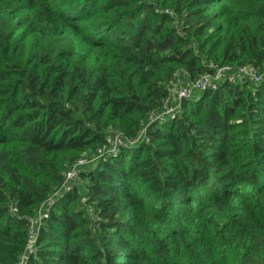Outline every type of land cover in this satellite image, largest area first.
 Masks as SVG:
<instances>
[{
    "label": "trees",
    "instance_id": "16d2710c",
    "mask_svg": "<svg viewBox=\"0 0 264 264\" xmlns=\"http://www.w3.org/2000/svg\"><path fill=\"white\" fill-rule=\"evenodd\" d=\"M263 62L264 0H0V264H264Z\"/></svg>",
    "mask_w": 264,
    "mask_h": 264
},
{
    "label": "built area",
    "instance_id": "2783aa9c",
    "mask_svg": "<svg viewBox=\"0 0 264 264\" xmlns=\"http://www.w3.org/2000/svg\"><path fill=\"white\" fill-rule=\"evenodd\" d=\"M209 68H211L210 73L203 74L196 78L195 80L190 81V83L185 87L182 85L179 79H176L175 82L171 84L169 88L166 102L163 105L162 112L156 117L163 118L167 114L174 112L176 105L172 106L169 103L179 102L182 98H188L193 90H214L218 84L222 81H229L234 83L236 81L248 80L257 82L260 78L257 71L251 66H239L232 68L230 66H217L216 64L210 63ZM264 69V62L262 64ZM162 120V119H161ZM107 141L111 148L116 144H121L123 142V137L119 134H112L110 130L107 131ZM112 134V135H109ZM84 159H78L75 164L65 173L64 181L60 189L71 188L76 185L77 175H78V166L84 164ZM59 193V190L55 192ZM32 246V241L28 242L27 248L30 249Z\"/></svg>",
    "mask_w": 264,
    "mask_h": 264
},
{
    "label": "rangeland",
    "instance_id": "374dc122",
    "mask_svg": "<svg viewBox=\"0 0 264 264\" xmlns=\"http://www.w3.org/2000/svg\"><path fill=\"white\" fill-rule=\"evenodd\" d=\"M76 185H78V180L76 181V183H75ZM75 186V185H74Z\"/></svg>",
    "mask_w": 264,
    "mask_h": 264
}]
</instances>
